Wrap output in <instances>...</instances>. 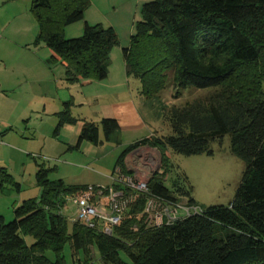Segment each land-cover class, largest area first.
I'll return each instance as SVG.
<instances>
[{
  "label": "trees",
  "instance_id": "obj_1",
  "mask_svg": "<svg viewBox=\"0 0 264 264\" xmlns=\"http://www.w3.org/2000/svg\"><path fill=\"white\" fill-rule=\"evenodd\" d=\"M88 5L89 0L30 2L39 27L35 43L50 49L46 62L61 64L68 83L106 78L110 51L118 44L115 29L101 23L84 21L81 36H64L66 26L84 19ZM140 15L129 45L122 48L126 75L139 80V93L152 98L168 86L173 97L186 88L213 92L204 100L169 108L165 117L171 134L150 135L125 146L115 167L132 175L125 167L126 155L139 146L156 147L163 170L147 180L150 193L170 202L183 196L196 206L185 182L165 185L166 151L213 155L212 143L228 135L231 153L245 164L233 200L146 228L141 196L112 235H106L97 225H69L56 200L85 185L51 180L49 172L56 167L40 163L35 172L39 198L21 202L10 221L0 216V264H64L66 242L73 258L84 253L83 264L89 263L93 247L104 264H264V0H147ZM70 105L64 103L54 133L77 122ZM119 129L113 117L99 123L84 120L75 147L83 141L95 146L120 143ZM7 183L19 189L11 173L0 167V187ZM24 234L34 241L27 244ZM47 249L54 251L55 260L46 257ZM122 252L129 262L122 260Z\"/></svg>",
  "mask_w": 264,
  "mask_h": 264
},
{
  "label": "rangeland",
  "instance_id": "obj_2",
  "mask_svg": "<svg viewBox=\"0 0 264 264\" xmlns=\"http://www.w3.org/2000/svg\"><path fill=\"white\" fill-rule=\"evenodd\" d=\"M145 1L147 0H89V5L84 13L85 19L69 26L75 27L85 20L89 24L101 23L103 26L110 25L115 29L118 37V44L111 49L109 54L106 78L91 80V84L78 82L76 83L77 86L71 88L69 93L74 94L76 100L82 103L74 111L75 115L84 117L87 121L99 123L101 118H103L102 113L107 108H110V105L114 102L113 87L116 84L118 85L125 65L122 48L129 45L130 37L135 29V23L141 17V7ZM30 2V0H15L11 5H0V63L9 68V74H12L15 79L22 72H25L30 80L34 78L35 71L33 65H29L30 60H28L30 55L40 56L42 49L43 52L49 51V48L43 43H35L39 27L35 17L30 12ZM81 34L73 35L70 38L79 37ZM19 69H22L21 73L17 71ZM5 72L8 74L7 71ZM28 84L26 87L30 86L33 88L35 86L33 81ZM122 85L125 93L120 91L116 94V97L122 101L131 100L144 122V127L135 133L137 137H132L134 134L129 135L127 133V136L132 139H140L149 135L171 134L169 122L165 117L167 110L172 106L180 107L198 99L204 100L213 92V89L209 88H186L181 91L178 97H173V89L168 86L158 93L157 96L150 98L149 102H142L137 92L141 86L138 79L130 77ZM30 90L32 89L30 88ZM51 91L52 95L56 96V93L60 94L65 90L58 85ZM31 94L28 91L23 97H17L16 94L0 91V121L10 118L9 120L15 133L20 130V124L18 125L16 122L17 120L19 121L17 115L20 114L19 110L22 108H25L27 112L23 118H28L26 121L29 122L28 126H33L35 122L37 123L36 116L29 113L32 107H35V103L39 101L38 99L31 100ZM42 104L43 101L40 102V106ZM53 104L54 102L51 100L46 101L45 113L47 112L48 115H52ZM37 110L42 111L41 109ZM24 127L23 124L21 130H25V138H32L34 135L33 129H23ZM111 142L115 143L114 141ZM29 143L30 147L35 145L34 140L27 142V144ZM108 144L113 145L105 142L103 147ZM12 146H14V143L7 139H5V145H0V161L11 173L14 181L20 184L19 189L9 183L0 187V216H3L6 222L12 220L13 210L21 202L30 198H39L40 196L35 184L34 159L37 162L43 161L49 167H56L55 170L49 172L51 180L61 177L68 182L90 183L92 178L96 177L97 167L92 160L93 157L82 153L81 150L71 149L62 157L56 159V161H53L55 160L54 157H48L47 155H43V157L50 159H41V157L37 158L34 156L33 158L28 154L26 157L30 160H23V158L12 155L10 150ZM46 147L49 148V145L47 144ZM212 149L213 155H183L172 150L166 151L168 169L165 170V185L171 187L177 179L181 180L182 183L185 182L184 185L191 188V196L198 208H205L210 205H228L235 196L245 168L243 160L231 153L228 135L224 136L222 142H213ZM134 150L137 151L132 161L136 165H140V170L136 173L138 180L147 181L154 172L159 171L156 167L160 166V171L163 170L160 164L161 152L156 147L144 145ZM30 161L33 163L31 166L29 165ZM141 162L144 164H140ZM73 193L62 194L56 200V209L66 218L69 225L74 221L73 217L77 212V206L72 198ZM177 201L181 206L188 205L186 197L180 196ZM180 214L182 215L181 211ZM24 239L27 244H31L34 241L28 234H24ZM91 251V259L88 264H104L94 247L91 248ZM44 254L50 260L56 259L52 249L45 250ZM62 257L64 264H83L85 262V256L82 251L76 253L74 258L72 257V250L68 242L63 244ZM120 257L125 262H129V258L123 252L120 253Z\"/></svg>",
  "mask_w": 264,
  "mask_h": 264
},
{
  "label": "crops",
  "instance_id": "obj_3",
  "mask_svg": "<svg viewBox=\"0 0 264 264\" xmlns=\"http://www.w3.org/2000/svg\"><path fill=\"white\" fill-rule=\"evenodd\" d=\"M31 1V0H30ZM15 2V0H0V5H11ZM85 13V12H84ZM85 19V14H84ZM88 22L87 20H85ZM72 24L66 26L64 28V36L70 38L73 35H79L83 32V23L80 25H76L75 27H69ZM9 42V41H8ZM11 43V42H9ZM51 55V51H44L42 49V54L40 56L30 55L29 65H33V69L35 71L34 78L30 80L25 72H22V69L17 70L21 73L18 78L15 79L12 74H9V68L5 65L0 63V91L4 93L16 94L17 97H23L26 92L30 91L32 93L30 96L31 100L38 99L39 102L35 103V107H32L29 114H33L37 118V123L35 122L33 126H28V120L23 118L26 115L25 108L19 110L20 114L17 115L19 122L17 120V124H20V130L18 132H14V128L10 123V118H5L4 120L0 121V145H5V139L11 140L14 143V146L10 148L12 155L16 157L23 158V160L29 159L26 155L34 156L41 159H50L45 158L43 155H47L48 157H54L59 159L62 157L67 151L71 149H78L81 150L82 153L92 156L93 162L97 167V174L96 177H93L92 180L89 182H68L66 179L58 177L57 179H61L64 181L65 184L68 185H87L91 184L94 186H109L111 184V176L113 174V170L116 166V159L120 153V151L127 145L133 143L134 141L139 140V138L132 139L128 134H134L132 137H137L135 133L141 128L144 127V122L142 117L140 116L138 109L134 106L131 100L122 101L118 100L116 94L122 91L124 92V87L122 85L125 84L126 80L130 77L126 75L125 65L122 71V76L120 75L118 85H114L113 87V94H114V102L110 105V108H107L103 113V117H113L116 118L119 122L120 129L116 133V137L120 143H111L113 145H106L103 147L104 144L100 146H95L90 142L83 141L79 145L78 148L75 147L77 142V137L81 129L82 122L85 120L84 117H80L79 115H75L74 111L77 110L78 106L82 103L76 100L74 94H70V90L73 86H77L76 83H68L64 78V67L59 64H48L46 60ZM7 71L8 74L5 72ZM13 73V72H12ZM27 78V79H26ZM30 81H33L35 86L26 87L29 85ZM92 83V81L87 82ZM86 84V83H85ZM53 85V87H52ZM61 86L65 90L63 93H56V96L52 95V89L56 88V86ZM30 88L32 90H30ZM67 90V92H66ZM25 91V93H23ZM139 99L142 102H149L150 98H146L139 93V88L137 90ZM65 93V94H64ZM68 94V95H67ZM52 96V97H51ZM51 100L54 102L52 106V115H48L46 111V101ZM43 101V104L40 106V102ZM71 102L70 105V113L72 116L77 118V122L70 124L65 123L63 126L58 130L57 133H54L55 126L58 122V114L64 110V103ZM41 109L42 111L40 112ZM31 118V116H29ZM31 123V121H30ZM23 124L27 128L23 129H33V137L32 138H25V130H21ZM18 127V126H17ZM69 134H68V133ZM128 133V134H127ZM150 136V135H149ZM148 137V136H146ZM32 139V140H30ZM132 139V140H131ZM142 139V138H140ZM35 142V145L30 147V143L27 144L28 141ZM49 145V148L46 145ZM47 148V150H46ZM32 149V150H31ZM137 150H133L129 152L125 159V167L127 170L133 171L132 175L136 177V173L140 170L139 164L133 163L132 159L135 155ZM46 153V154H45ZM33 157V158H34ZM30 160V159H29ZM58 161V160H57ZM40 163H44L43 161H38L34 159V173L37 170V166ZM33 163L32 161L29 162L31 166ZM45 164V163H44ZM140 164H144L141 162ZM2 165V166H1ZM159 166V165H158ZM0 167H4L3 162L0 161ZM6 168V167H5ZM160 171V166L156 167ZM156 169V170H157ZM36 184V183H35ZM37 191L41 192L40 187L36 184Z\"/></svg>",
  "mask_w": 264,
  "mask_h": 264
},
{
  "label": "built area",
  "instance_id": "obj_4",
  "mask_svg": "<svg viewBox=\"0 0 264 264\" xmlns=\"http://www.w3.org/2000/svg\"><path fill=\"white\" fill-rule=\"evenodd\" d=\"M111 180L109 186L86 185L73 193L77 206L74 221L90 227L97 225L103 233L112 235L130 206L141 196L145 198L143 223L146 228L168 225L181 216L200 210L197 206H181L178 201L170 202L153 195L147 181L124 173L118 166L113 170Z\"/></svg>",
  "mask_w": 264,
  "mask_h": 264
}]
</instances>
